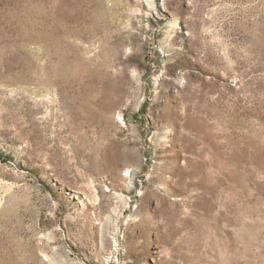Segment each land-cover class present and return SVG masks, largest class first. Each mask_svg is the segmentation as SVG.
<instances>
[{
	"label": "rangeland",
	"instance_id": "1",
	"mask_svg": "<svg viewBox=\"0 0 264 264\" xmlns=\"http://www.w3.org/2000/svg\"><path fill=\"white\" fill-rule=\"evenodd\" d=\"M0 264H264V0H0Z\"/></svg>",
	"mask_w": 264,
	"mask_h": 264
}]
</instances>
